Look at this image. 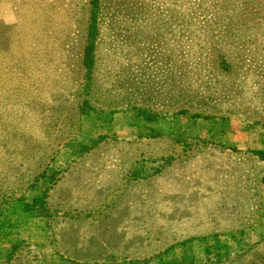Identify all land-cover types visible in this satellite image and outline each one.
I'll return each instance as SVG.
<instances>
[{
    "label": "rangeland",
    "instance_id": "374dc122",
    "mask_svg": "<svg viewBox=\"0 0 264 264\" xmlns=\"http://www.w3.org/2000/svg\"><path fill=\"white\" fill-rule=\"evenodd\" d=\"M262 149L264 0H0V264H264Z\"/></svg>",
    "mask_w": 264,
    "mask_h": 264
},
{
    "label": "trees",
    "instance_id": "16d2710c",
    "mask_svg": "<svg viewBox=\"0 0 264 264\" xmlns=\"http://www.w3.org/2000/svg\"><path fill=\"white\" fill-rule=\"evenodd\" d=\"M95 35H96V23H95V16L93 15V18H92V21H91V24H90V28H89L88 39L86 41V45H85V48L83 50L84 64H86V66L91 65L93 63V60H94V55L92 53H93L94 47H95V40H94ZM89 109H91V108H89ZM89 109L83 110V109H80L79 108V113L80 114H82V113L85 114V113H87L89 111ZM141 113L147 119H153L155 117L154 114H149V113H146L145 114L143 112H141ZM155 135H158V134H155ZM34 145H36V144H34ZM47 147H44L45 153L43 151L42 154H41L42 156L43 155H46L47 152L50 150ZM255 153H256L257 157L260 160H263L264 159V149H262V150H256ZM40 164H41L40 166L44 165V161H43V163L40 162ZM34 167H36V166L27 165L26 163H22V164L18 163L17 170L18 171L19 170H23V169H29V170H31ZM37 167H39V166H37ZM17 183H19V182H17ZM6 184L7 185H10L8 183H6ZM28 186H29V184H27V185L20 184L18 191H22L23 189H26ZM0 192L3 193V194L5 193L7 196L12 195L11 193H8L5 190H0ZM44 194H45V191H44L43 195ZM42 198L43 197H38V196L37 197H34L33 198L34 204L37 201L41 200ZM31 248H32V246L29 245L25 241H20V242H16V243L11 244L10 249H9V252L6 255L5 263L4 264H15L16 260H19L20 259V256L23 254V252L25 253V255H27V257L29 258V261L27 262L26 259L23 258L22 260L19 261L18 264H37V262H38L37 256H36V254H34L32 252V249Z\"/></svg>",
    "mask_w": 264,
    "mask_h": 264
},
{
    "label": "crops",
    "instance_id": "0c3cea01",
    "mask_svg": "<svg viewBox=\"0 0 264 264\" xmlns=\"http://www.w3.org/2000/svg\"><path fill=\"white\" fill-rule=\"evenodd\" d=\"M20 214H18V216H19ZM13 215H10V214H8V216H6L7 218L6 219H8V218H10V219H14L15 217H18V216H13ZM14 221V220H13ZM1 222H3V218H2V220H0V224H1ZM8 223H9V221H8ZM2 230H5V231H9V229L7 228V227H5V228H3ZM9 233H10V231H9ZM2 237V236H1ZM23 236H20V235H18V234H13V233H10V234H8V235H5V240L8 242L7 244H6V246L8 247V246H10V244H12L17 238H19V239H23L22 238ZM10 242V243H9ZM7 250L8 249H6V250H0L1 252H0V260H2L1 259V257L3 258V256L5 255V253L7 252ZM4 254V255H3ZM1 262V261H0Z\"/></svg>",
    "mask_w": 264,
    "mask_h": 264
}]
</instances>
